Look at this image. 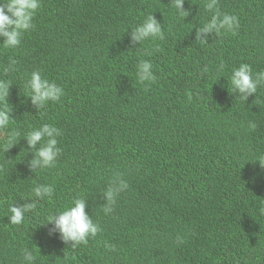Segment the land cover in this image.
Returning <instances> with one entry per match:
<instances>
[{
	"label": "trees",
	"instance_id": "16d2710c",
	"mask_svg": "<svg viewBox=\"0 0 264 264\" xmlns=\"http://www.w3.org/2000/svg\"><path fill=\"white\" fill-rule=\"evenodd\" d=\"M202 3L184 0L186 17L171 6V0H145L131 7L126 25L135 27L152 14L165 31L163 40L145 41L134 51L135 74L139 60L153 61L156 80L146 88H128L121 81H101L61 67L69 56L64 30L61 25L41 28V11L18 47L0 45V79L11 81L6 97L14 128L10 131L19 133L9 154L24 168L20 184L8 194L10 201L0 195V217L8 216L10 203L36 204L25 213L13 237L0 241V264L22 263L24 247L39 251L34 264H167L154 257L160 249L153 229L154 211L160 210H174L172 222L186 241L178 249L182 264H200L197 260L204 258L208 246L223 241L227 231L235 233L238 224L243 228L238 238L243 247L234 250L226 245L216 252L218 259L207 264H264V214L260 213L264 163L261 167L256 161L264 157V86L246 101L227 89L231 69L240 63L250 64L254 72L264 70V0H219L221 10L236 15L240 26L235 33L208 35L206 45L196 40V30L206 18ZM71 13L73 21L91 29L72 7ZM87 14L90 20L102 17L94 3L87 6ZM258 33L262 41L243 43ZM42 55L47 64H40ZM9 58L16 61L15 70L5 72ZM35 70L65 90L60 101L49 102L40 111L25 88ZM111 107L118 115L112 116ZM44 123L60 130L61 125L77 123L92 131L91 138L78 127L63 128V166L49 200L29 196L34 185L44 183L38 174L46 169L30 170L34 153L24 138L31 127ZM107 149L127 164L122 176L128 188L109 215L102 210L104 190L99 184H80L76 196L86 199V212L101 231L87 245L74 249L53 231V224H38L73 198L67 194L64 199L58 190L70 183L76 162L89 153L104 156ZM212 152L216 170L209 162ZM177 188L172 199L167 192ZM105 241L114 244L115 250H106Z\"/></svg>",
	"mask_w": 264,
	"mask_h": 264
},
{
	"label": "clouds",
	"instance_id": "9594fccd",
	"mask_svg": "<svg viewBox=\"0 0 264 264\" xmlns=\"http://www.w3.org/2000/svg\"><path fill=\"white\" fill-rule=\"evenodd\" d=\"M142 1L145 0H0V38H2L0 45L5 49L18 47L24 33L33 28L35 18L41 11L43 15L41 28L52 30L61 25L64 30V37L69 45V56L61 67H67L80 75L101 81H121L128 88H146L156 80L152 71L151 62L153 61L139 60L135 74L134 51L145 41L163 40L165 31L160 19L152 14L147 15L135 27L126 25L128 22L126 17L131 16V7ZM91 3L96 4L102 12L100 20L89 19L87 6ZM171 6L181 17L189 14L188 11L183 10L184 0H171ZM71 7L82 21L91 26V29L72 20ZM202 7L206 18L196 30V40L199 44L206 45L210 34L235 33L239 28L238 17L223 12L219 6V0H203ZM253 41H262V36L258 33L254 38L247 39L243 43L252 45ZM41 58L40 64H47L42 62L46 60V56L42 55ZM15 64L16 61L9 58V66L4 71H14ZM49 64L54 65L52 62ZM207 71V68L203 69V72L207 73ZM227 81L228 91L246 101L249 96L257 92L258 87L264 86V70L254 72L250 64L240 63L231 69ZM10 86L11 81L0 79V148L5 150L0 153V195L8 200L9 192L20 184L24 169L9 154L10 149L16 146L14 142L19 136L18 132L10 131L14 129L10 108L6 101ZM25 88L26 96L30 98L37 111L44 109L49 102L60 101L65 95L64 87L55 80L42 76L40 70L30 73ZM165 99L166 97L160 101L163 102ZM110 110L112 116L118 115L112 107ZM67 125L78 127L86 136L91 137L90 129L87 128L86 131L85 127L77 123ZM67 125H61L60 130L54 125L44 123L31 127L24 133L28 148L34 153V158L29 165L30 170L46 169V173L38 174L39 179L44 183L34 185L29 196L34 194L40 199H51L54 193V181L63 166L62 151L65 143L63 128ZM38 144L39 147H37ZM211 155L209 162L216 170V155L214 152ZM100 157L102 162H99ZM256 161L261 166L264 163V157ZM105 163L108 165L107 171L104 168ZM125 166L127 164L123 162V159L114 157L109 149L104 156L89 153L81 158L71 171L70 183L58 190L59 195L64 199L67 194L73 198H70L71 200L62 210H56L57 214L54 215L52 211L46 214L44 221L38 226H43L45 223L53 224V231L59 233L60 239L65 244L71 242L74 249L80 245H87L89 239L95 238L101 228L86 212V199L76 196L79 186L83 181L99 184V189L104 190L102 196L105 203L102 210L110 215L118 196L128 188L122 176ZM203 189L205 190L204 186ZM177 191L178 188L167 193H171V198L175 199ZM127 194L121 198L119 208L122 207ZM160 197L161 195L156 198L153 208ZM35 207V202L22 206L10 203L8 216L0 217V241L10 240L16 232L17 225L25 220V213L32 211ZM154 212L156 220L153 229L158 236L157 241L160 246V249L154 253L155 261L182 264V256L178 249L184 246L186 241L180 229L172 222L174 210ZM260 213L264 214V207L260 208ZM242 235L243 228L241 224H238L235 233L231 230L227 231L223 241L217 240L210 244L203 254L204 258L197 261L200 264L216 261L218 259L216 252L226 245L234 250L242 248L243 245L238 240ZM104 247L111 251L116 248L114 244H109L107 241ZM21 256L22 263L15 264H34L39 258V251L24 247L21 250Z\"/></svg>",
	"mask_w": 264,
	"mask_h": 264
}]
</instances>
